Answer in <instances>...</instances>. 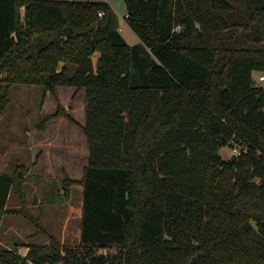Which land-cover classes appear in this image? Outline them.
Wrapping results in <instances>:
<instances>
[{"label":"trees","instance_id":"trees-1","mask_svg":"<svg viewBox=\"0 0 264 264\" xmlns=\"http://www.w3.org/2000/svg\"><path fill=\"white\" fill-rule=\"evenodd\" d=\"M124 2L136 44L105 0H0V117L13 84L72 86L85 123L58 99L39 128L66 116L89 146L83 177L61 179L82 189L78 244L29 208L25 163L0 173V230L36 229L0 264H264V0Z\"/></svg>","mask_w":264,"mask_h":264},{"label":"rangeland","instance_id":"rangeland-1","mask_svg":"<svg viewBox=\"0 0 264 264\" xmlns=\"http://www.w3.org/2000/svg\"><path fill=\"white\" fill-rule=\"evenodd\" d=\"M116 10L118 25L121 33L130 44H136L140 41L136 33L129 27L125 18L124 0H109ZM259 73H255L258 78ZM58 89V88H57ZM75 87L60 86L57 90V99L54 95H45L44 90L39 85L30 84H13L10 87V103L5 115L0 117V171L12 172L18 162L29 164L28 158L31 157L29 149L30 142L36 137H43L42 129L39 123L48 114H52L58 107V99L64 106L67 113L72 115L77 122L85 121V93L81 90L75 95ZM83 124V123H82ZM49 127L46 141L52 140V146H60L62 151L67 152L70 145L77 146L75 152L84 155L85 160L89 154V148L84 139L82 129L76 122L70 121L66 116L51 118L45 123V127ZM55 138V140L53 139ZM57 139V141H56ZM32 140V141H31ZM54 143V144H53ZM241 146L234 143L233 146H227V152L224 151L225 158H231L238 154ZM237 148L238 151H235ZM40 148L35 149L34 153H41ZM74 150V149H73ZM61 183L55 185L59 188ZM29 186L26 187L29 198L33 195ZM54 189V190H55ZM60 189V188H59ZM59 189L52 193L44 194L45 197H51L54 201L53 208L45 209L47 220L43 218V224L54 232L61 240L65 237V243L78 244L80 242V208L82 207V189L76 187L74 191H70L68 195L60 194ZM11 206H20L15 197L10 201ZM49 207V206H47ZM52 209L57 213L52 215ZM37 210H35L36 212ZM70 213L69 222L65 225V215ZM56 216V217H55ZM11 221L14 224L15 231H12V239L16 236L25 237L28 233L35 232V227L21 216H7L4 220L1 239L12 244L6 233V225ZM18 236V237H19ZM35 242L45 243L47 238L41 236L35 239ZM22 252L25 249L21 247ZM20 250V251H21Z\"/></svg>","mask_w":264,"mask_h":264},{"label":"crops","instance_id":"crops-1","mask_svg":"<svg viewBox=\"0 0 264 264\" xmlns=\"http://www.w3.org/2000/svg\"><path fill=\"white\" fill-rule=\"evenodd\" d=\"M105 1L109 2V0H105ZM109 3L113 6L115 10L114 5L111 2ZM124 8L126 9L125 2H124ZM126 12L127 11L125 10V15H126ZM259 74H262V73H259ZM49 95H52V94L48 93L47 96ZM82 123L84 124L85 121L81 122V124ZM48 132H49V127L46 126L41 131V134L43 135L42 139L41 137L40 138L36 137L34 141L31 140L32 142H30L31 144L29 146V149L31 150L32 154H31V157L28 158L29 164H26L28 167V171L26 173V176L29 179L28 186L29 188H31L30 192L33 194L29 198L28 206L33 213L42 217V222H43V218L45 219L47 218L46 216L47 212L43 213L44 210L50 207L53 208V203H54V201L52 200L50 196L45 197L44 194L52 193L53 190L55 189V185H57V183L60 184L61 179L63 177H70V178L83 177L84 167L88 163V160H89V154H88V157L86 158L87 159L86 161L84 155H81L75 152V150L78 149L77 146L75 147L74 145H70L67 152L62 151L60 146H58L59 144L56 146L54 145L50 147V145H52L50 144L52 143V140L46 141V136ZM83 137L86 141V144L88 145L85 135ZM53 139L55 140V138ZM38 148L42 149L41 153H38V152L34 153L35 149H38ZM226 149L227 147H223L221 149L222 156H223L224 151L227 152ZM1 172L3 173V171H0V173ZM12 172H7V173L11 174ZM59 188L56 187L54 192L57 189H59L60 194H62L63 193L61 190L62 187L59 186ZM35 210L37 211L35 212ZM51 213L52 215H56L57 211L55 212L52 209ZM69 218H70V213H66L65 225L69 222ZM6 226L7 227L5 231L6 233H11L9 236L11 237L10 239H12V236H13L12 231H15L14 224L11 221H9V223ZM1 231L2 229L0 230V235H1ZM79 232H80V228H79ZM62 242L63 243L65 242V237H63ZM0 243L8 245V241L6 242L5 240L1 239V237H0ZM22 247L25 249L24 253L26 254L28 252V247H25V246H22Z\"/></svg>","mask_w":264,"mask_h":264},{"label":"built area","instance_id":"built-area-1","mask_svg":"<svg viewBox=\"0 0 264 264\" xmlns=\"http://www.w3.org/2000/svg\"><path fill=\"white\" fill-rule=\"evenodd\" d=\"M126 17H128V14L125 15V18ZM259 80L261 82H263V84H264V73H262V74L259 75ZM235 151H238L237 148H235ZM20 250H21V247H19V252L22 253L23 255H26L27 254V253L25 254L24 252H22V250L21 251Z\"/></svg>","mask_w":264,"mask_h":264}]
</instances>
